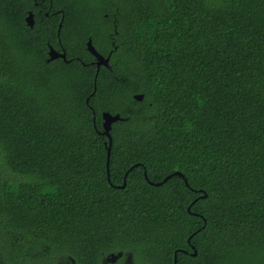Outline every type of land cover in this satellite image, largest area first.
<instances>
[{
    "label": "trees",
    "instance_id": "obj_1",
    "mask_svg": "<svg viewBox=\"0 0 264 264\" xmlns=\"http://www.w3.org/2000/svg\"><path fill=\"white\" fill-rule=\"evenodd\" d=\"M111 253L264 264V0H0V264Z\"/></svg>",
    "mask_w": 264,
    "mask_h": 264
},
{
    "label": "water",
    "instance_id": "obj_2",
    "mask_svg": "<svg viewBox=\"0 0 264 264\" xmlns=\"http://www.w3.org/2000/svg\"><path fill=\"white\" fill-rule=\"evenodd\" d=\"M26 21L28 23L29 26L33 27L34 25V15L32 12L29 13V15L26 18ZM61 26V25H60ZM87 47L88 50L94 55L95 59H96V64L98 66V68L102 65L109 67V57L106 58L104 57L102 54H100L96 48L93 46L92 40H89L87 43ZM49 55H50V60H54L56 58L62 57V58H66V54L65 53H60L58 52L56 49H54L53 47L50 48L49 51ZM135 98L137 100H142L143 99V95H135ZM103 127H104V134L109 138V144L111 145L112 142V137H111V128H112V124L115 123L118 120H121L119 115H112L108 112H104L103 113ZM109 157H110V147L108 148V162H107V170L109 169ZM177 175H180L183 177V174L177 172ZM147 178V175H146ZM169 177H167L164 181H166ZM108 179H109V173H108ZM110 180V179H109ZM161 183H158V185H160ZM126 182H124V184L121 186L122 188L125 187ZM188 210H190V208H188ZM190 241V238H189ZM196 254V252H195ZM177 260L175 257V264H176Z\"/></svg>",
    "mask_w": 264,
    "mask_h": 264
},
{
    "label": "rangeland",
    "instance_id": "obj_3",
    "mask_svg": "<svg viewBox=\"0 0 264 264\" xmlns=\"http://www.w3.org/2000/svg\"><path fill=\"white\" fill-rule=\"evenodd\" d=\"M121 258H122V261L119 264H134L133 256L131 253H124V254L111 253L110 255L106 256L107 262L109 261L113 263L119 261V259ZM61 264H67V263L63 262Z\"/></svg>",
    "mask_w": 264,
    "mask_h": 264
},
{
    "label": "flooded vegetation",
    "instance_id": "obj_4",
    "mask_svg": "<svg viewBox=\"0 0 264 264\" xmlns=\"http://www.w3.org/2000/svg\"><path fill=\"white\" fill-rule=\"evenodd\" d=\"M64 53V52H63Z\"/></svg>",
    "mask_w": 264,
    "mask_h": 264
}]
</instances>
